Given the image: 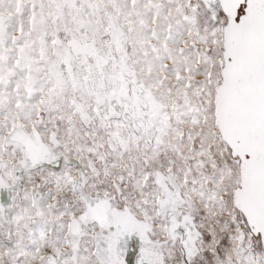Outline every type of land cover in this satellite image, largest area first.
<instances>
[{
    "label": "snow or ice",
    "instance_id": "obj_1",
    "mask_svg": "<svg viewBox=\"0 0 264 264\" xmlns=\"http://www.w3.org/2000/svg\"><path fill=\"white\" fill-rule=\"evenodd\" d=\"M0 264H264V0H0Z\"/></svg>",
    "mask_w": 264,
    "mask_h": 264
}]
</instances>
